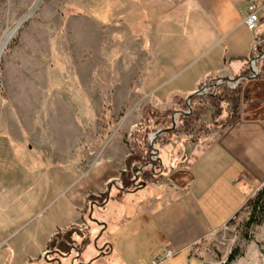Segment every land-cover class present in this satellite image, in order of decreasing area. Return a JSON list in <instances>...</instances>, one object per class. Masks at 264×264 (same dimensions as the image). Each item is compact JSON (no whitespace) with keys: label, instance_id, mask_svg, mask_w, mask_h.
I'll return each instance as SVG.
<instances>
[{"label":"rangeland","instance_id":"1","mask_svg":"<svg viewBox=\"0 0 264 264\" xmlns=\"http://www.w3.org/2000/svg\"><path fill=\"white\" fill-rule=\"evenodd\" d=\"M196 1L202 6L212 3ZM183 2L186 0H0V237L15 231L28 218L39 216L37 206L43 205L47 210L38 221H62L76 215L94 228L89 217L94 197L87 202L88 211L77 212V205L84 186L97 189L103 175L108 174L101 166L105 161L102 159L114 150L117 160L124 152L142 156L150 151L149 160L153 152L151 134L172 126L175 119L176 132L171 137H164L163 130L155 138L154 164L166 174L152 182L139 175L146 186L136 189L131 184L124 189L116 184L120 181L118 173L109 183V211L104 218L111 220L109 229L100 238L102 227L89 240L87 236L82 239L90 252H96L103 248V238L113 232L114 253L93 264H107V259L113 264H152L164 257L165 249L156 252L164 232L159 230L154 213L161 209L135 210L139 198L164 194L166 190L159 186H185L193 159L191 145L213 128L223 110L229 115L231 109L227 102H221V113L213 119L216 108L209 106L186 131L179 114L175 118V112L165 116L170 100L157 105L147 89L142 90L144 76L150 70L157 74L158 83H164L159 90L164 96L167 89L204 68L209 56L213 58L222 45L216 43L218 36L215 38L213 25L204 12L189 3L179 7ZM234 9L233 25L241 14L245 15L240 4ZM261 22L257 31L264 28ZM255 32L237 24L231 39L244 41ZM258 67L262 69L261 77L253 81L264 77V63ZM245 82L241 83L244 96L241 93L239 107L246 103V93L252 95ZM261 86L249 95L250 116H256L255 109L264 102ZM187 98L175 102L179 110H189L186 114H190L193 109L187 105ZM181 144L184 147L178 148ZM173 151L177 155L174 159L184 163L179 166L175 162L171 168L168 164ZM101 160L100 167L86 172ZM105 190L96 193L97 198L104 197ZM253 190L254 186L241 190L245 202L226 224L165 259L164 264H264V219L250 222L252 203L261 187ZM163 199L166 203L177 201L174 194H166ZM107 209L94 206L92 218L104 215ZM262 215L258 212L257 218ZM23 235L11 241L13 249L18 248L20 258L29 256V264H38L30 258L32 245L23 249ZM52 239L47 243L50 248L58 237ZM126 241H133V248ZM83 243L73 244L71 255L59 258L60 264H78L76 258ZM52 252L43 264L53 260ZM231 255L234 258L229 261ZM83 260H88L87 255Z\"/></svg>","mask_w":264,"mask_h":264},{"label":"crops","instance_id":"2","mask_svg":"<svg viewBox=\"0 0 264 264\" xmlns=\"http://www.w3.org/2000/svg\"><path fill=\"white\" fill-rule=\"evenodd\" d=\"M250 1L252 0H212L211 5L209 4L210 6H208V4L202 6L196 0H186V2L179 4L178 6L182 7L189 3L192 7L195 6L196 9L202 10L205 16H207V20L213 25L211 27H213L214 32H211L214 33L215 38L218 36L216 38V43L222 45L214 53L213 58L209 56V61L205 62L204 68H201L200 71L195 73V75L188 80L186 78L182 82L180 81V83L167 89L164 96H161L159 91L161 85L164 83H158L157 74L150 72V70L144 76L142 90L147 89V94L150 95L157 105L162 106L163 101L169 103L168 101L170 100L171 105H169L167 109L173 108L175 111H178L180 108L179 104L175 102L176 99L184 101L185 97L191 95L204 85L209 84L212 80L248 76V58L252 55L255 38L264 35V28H259L255 33L249 34L248 38H245L244 41L240 40L238 42L235 38H231H233L232 32L237 24H242L244 26L243 18L245 16L241 14V19L238 23L233 25V18L235 17L234 7L237 8L240 4L244 7V12L246 14V6ZM261 21V24H264V18ZM227 34L228 37L221 40V38L227 36ZM225 41L227 42L226 44L224 43ZM166 81H168V78ZM249 82H253L252 85H250ZM245 84H249L246 86L248 90H251L252 95L246 93V103H241L239 107V119L224 127L213 126L205 136L191 145L189 151L193 159L189 165L186 185L180 188H174L173 186L165 188L164 186H159L160 189L166 190V194H174L177 201L175 203H172V201H170L171 203H166V200H169L166 197V200L163 199L166 195L165 193L157 194L153 197L145 194L144 197L139 198V204L135 210H138L139 207H155V209L159 207L161 209L158 213H154L158 221L159 230L164 232L163 239L159 238L158 250L156 252H158L159 249L164 250L166 247H171L177 254L186 247H191L196 244L204 237L226 224L238 212L239 207L245 202L241 190H245L247 187L250 189L251 186H254L255 190V188L261 187L264 184V102L259 104L255 109L258 111L256 116H250L252 111L249 109L250 107L247 103L251 100L249 95L253 96L254 93H256V89H259L257 86H260V84L264 86V77H262L260 81L248 80ZM242 94L244 96V93ZM212 112L213 110L211 113ZM227 116L228 112L223 110L216 121H222ZM183 147L184 146L181 144L178 148ZM174 149L176 148H173V150ZM113 151L114 150H112L111 154H108L102 159L103 161L105 160L104 163H102L101 160L86 171L90 173L92 170L94 171L97 167H100L102 163L101 166L106 167L108 174L103 175L102 184L99 188L96 189L88 185L84 186V194L77 205V212L81 210L88 211L90 206L87 205V202L91 196L95 198L91 203L92 214L94 212V206H98L100 210L101 208L107 209L108 201L99 202L96 193L101 192L105 187V192H108L109 188L107 189V187L109 183L113 181L118 173L125 170V160L128 156V154L124 152L120 160H117L113 157L115 153ZM173 154L174 156L173 158L171 157L168 164L169 167L172 168L175 162L181 166L184 162H179L180 159H174L177 155L174 151ZM159 162L161 167L163 164L160 159ZM172 162L173 164H171ZM136 166L138 165L134 164V167ZM164 174H166V172H163V175ZM155 186H157V184ZM171 189L175 190V193H173ZM118 198L121 200L122 197L118 195ZM81 203L86 204L83 207ZM98 204L103 205L99 206ZM46 210L44 205L37 206V215L40 214L39 216L36 218L34 216L28 218L15 231L0 237V264H29L31 262L29 256L20 258L19 254L16 253L18 248L14 250L12 247L11 241L18 238L19 235L24 234L20 237L24 239V243H22L24 244L23 249L27 248L29 244L33 247V250H31L33 253L30 252V258L34 259V262L38 264H43L45 256L50 251H53V259L65 257H61L60 254L56 252L59 251L63 255H66L65 252L67 250L63 247L64 241L71 240L72 242L71 246L68 248V250L72 248L69 253L70 256L71 252L74 250L72 247L73 244H82L84 236H87L89 240L95 232H98V229H101V227L103 229L98 235V238L102 237L103 233L107 232L109 229L111 223V220L104 219L105 215H107V211H109L108 209L104 215L101 212L102 215L96 218L100 223H104L105 225L96 224L91 220L95 224L94 228L90 226L83 217L81 218L80 216V218H78L76 215L62 221L59 219L46 222L44 220L38 221V219L46 213ZM144 216H146V214ZM37 222L39 223L35 225ZM113 223L114 222H112V224ZM120 223L119 221V226ZM72 230L75 232L73 233ZM68 232L70 234L67 237L59 238ZM112 235L113 232L112 234L108 233L107 237L103 238L104 246L102 249L99 248L96 252H90L89 245L84 242L81 248L82 250L78 253L76 258L78 260L77 263L89 264L96 261L100 262L105 256L113 254L115 241ZM52 237H58V240L50 248L47 243H50L48 242L50 240L53 241ZM35 241L38 242L34 244ZM125 243L129 248H133L134 246L133 241H126ZM22 244L19 243L18 246L21 247ZM122 246H125V244H122ZM13 253L16 256L15 258H12ZM25 253H28V251L26 250ZM86 255L88 260H83ZM69 256L67 258H69ZM107 261V264H113L112 260L109 261L107 259ZM154 261L155 260H153L152 264ZM72 262L76 263L75 260H72ZM48 264L58 263L56 261H51Z\"/></svg>","mask_w":264,"mask_h":264},{"label":"trees","instance_id":"3","mask_svg":"<svg viewBox=\"0 0 264 264\" xmlns=\"http://www.w3.org/2000/svg\"><path fill=\"white\" fill-rule=\"evenodd\" d=\"M241 93L242 87L240 83L236 88H229L225 85L214 86L212 88V91L208 93L206 97L192 95L189 102L193 111L190 114L180 113L178 115V120L183 124L184 130L190 131L199 120L201 114L205 112L209 106L216 108L214 113L212 114V118L215 119L221 113L220 103L227 102L231 106L228 117L222 121L214 120L212 125L224 127L239 119V104L241 100ZM173 112H175L174 109H167L164 114L166 117H171ZM170 127L171 126H165L161 128L162 130H164V137H171L176 132V130L170 129ZM146 153L147 152H145V155L142 156L130 155L126 158V168L120 173V181L119 183H117V186L124 187V189H127L129 188L128 186H131L134 178V164L142 167L148 161V154L150 153V151L148 152V154ZM159 170L160 169L158 168L157 170L156 167L154 168V170H151L149 167H145L143 170L139 171V175L140 177L143 176V179H145L146 181H158L159 178L163 176L162 171ZM133 187L135 188V186ZM105 196L106 192L104 194V197L97 198V200L99 202H103L105 201ZM91 199L95 200V198ZM261 211L263 213L262 217L257 218V213ZM261 219H264V184L261 186V190L253 200L250 222L255 223L257 220L259 221ZM64 242L63 247L67 250L69 246H71L72 242L71 240H67L65 243ZM233 258L234 257L231 255L229 257V261H231Z\"/></svg>","mask_w":264,"mask_h":264},{"label":"built area","instance_id":"4","mask_svg":"<svg viewBox=\"0 0 264 264\" xmlns=\"http://www.w3.org/2000/svg\"><path fill=\"white\" fill-rule=\"evenodd\" d=\"M264 18V0H252L246 6V14L243 18V24L245 28L249 31H256L259 23ZM264 63V35L258 36L255 38L253 48H252V55L248 58V76L242 77H229V78H219L211 81L209 84L204 85L202 88L197 89L194 93L195 95L203 96L211 92L214 86L225 85L229 88H236L240 83L243 81L253 80L261 77V71L258 67L259 63ZM187 105L190 108L189 99L186 100ZM183 111V110H182ZM184 113H189L188 111H184ZM178 112L175 111L173 114V118H175ZM156 148L153 149L155 152ZM155 155V154H154ZM153 155V156H154ZM151 156V160L155 162V158ZM155 168V167H154ZM176 254L175 250L171 247L165 248V253L163 258L156 259L154 264H164V260L173 257Z\"/></svg>","mask_w":264,"mask_h":264},{"label":"water","instance_id":"5","mask_svg":"<svg viewBox=\"0 0 264 264\" xmlns=\"http://www.w3.org/2000/svg\"><path fill=\"white\" fill-rule=\"evenodd\" d=\"M22 22H23V21H22ZM22 22H20L19 25H21ZM16 27H17V26H16ZM192 95H195V93H192L191 95H189L187 99L190 100V98H191ZM176 112H178V113H184V111H182V110H178V111H176ZM174 124H175V119H173V121H172V126L170 127V129H174V127H175ZM162 131H163V130H157L155 133H152V134H151V136H150V145H151L152 149H155V148H156V147H155V138H156L158 135H160V133H162ZM154 154H156V152H152V153L150 154V156H149V160H148V161H147L142 167H140V166H136V167L133 168L134 178H133L132 184L136 187V189H137V188H141V187L146 186V182L139 181V171H140V170H143L145 167H151L152 170H154L155 164H154V162L150 159L151 156H153ZM116 184H117V183H116ZM110 189H111V186H109V190H108V192H107V199H106L105 201H108V193L110 192ZM98 205H99V206H102L103 204H98ZM89 217L91 218V220H92L94 223L105 225L104 223H100V221H98L97 219L92 218V213L89 215ZM56 252H57V254H60L61 257H64V256L66 257V256L69 255V253H67L66 255H63V254L60 253L59 251H56ZM45 258H46V256H45ZM52 261H56L58 264H60V260H59V258H55V259H53Z\"/></svg>","mask_w":264,"mask_h":264},{"label":"bare ground","instance_id":"6","mask_svg":"<svg viewBox=\"0 0 264 264\" xmlns=\"http://www.w3.org/2000/svg\"><path fill=\"white\" fill-rule=\"evenodd\" d=\"M24 19H25V18H23V19L21 20V22L24 21ZM17 26H19V24H18ZM15 28H16V27H15ZM9 34H10V33H9ZM7 36H9V35H7ZM1 50H2V49H0V51H1Z\"/></svg>","mask_w":264,"mask_h":264}]
</instances>
